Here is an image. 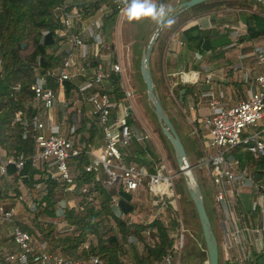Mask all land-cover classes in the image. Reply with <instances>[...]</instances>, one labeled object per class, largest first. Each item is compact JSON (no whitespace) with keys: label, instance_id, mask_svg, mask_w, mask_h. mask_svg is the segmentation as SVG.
Masks as SVG:
<instances>
[{"label":"built area","instance_id":"built-area-1","mask_svg":"<svg viewBox=\"0 0 264 264\" xmlns=\"http://www.w3.org/2000/svg\"><path fill=\"white\" fill-rule=\"evenodd\" d=\"M116 10L114 33L122 12L118 5ZM108 14L109 9L105 5L85 18L81 17L79 7L75 5L60 8L61 28L56 31V35L61 39L59 43L64 55L57 66L43 74L34 69L35 80L29 85L32 92L30 104L37 111L30 119H23L22 134L24 136L30 126V164L49 173L50 178L63 184L65 190H71L73 173L69 168L70 162L81 153L74 139L79 110L76 111L75 124L68 127V135L62 134L60 126L52 124L49 116L45 119L40 117L41 112H48L55 104L58 97L55 86L62 88L64 81H70L74 88L70 90L72 95L69 100L90 104L91 115L101 134L98 146L84 150L87 163L83 165V170L92 173L93 179L101 181L105 187H113L116 191L122 190L130 195L144 186L153 210L151 219H154L159 211L165 210L175 201V174L169 171L161 156L151 172L134 162L121 164L124 158L122 149L125 146L132 140L140 141L150 137L144 127L136 125L138 118L133 110L134 94L122 81L123 68L119 58L117 56L111 60L107 51L110 44L105 41L104 23ZM250 54L257 72L249 82L246 97L227 105L218 101L210 92L203 94L207 98V113L202 117V125L207 128L210 136L207 144L214 146L215 152L204 153L203 158L194 163V168L198 164L203 165L210 184L212 205L218 214L217 248L222 260L234 264H248L249 252L260 254L264 250V186L256 182L246 167H241L239 159L230 152L233 147L239 146L253 157H264V41L252 44ZM112 74L118 76L120 97L108 92L113 88L110 84ZM196 74L194 71L180 72L179 78L189 82ZM49 79L54 87L48 86ZM17 119L18 116L14 115L13 121ZM191 120L198 122L193 113ZM7 164L20 169L23 159L5 156L0 148V176L6 175ZM7 178L11 179V176ZM40 186L41 183L35 184V188ZM116 202L117 195L112 197V208L120 218L125 217L117 209ZM26 207L32 211L36 203L29 199ZM64 207L65 204L60 200L55 210V219L60 220ZM13 213V209L6 210L0 204V227L8 224V237L12 244L7 247L4 241H0V258L6 264L99 263L95 257L88 260L70 259L59 252L49 251L46 241L37 240L12 221ZM176 231V240L162 257L163 264L178 262L184 232L181 223Z\"/></svg>","mask_w":264,"mask_h":264},{"label":"trees","instance_id":"trees-1","mask_svg":"<svg viewBox=\"0 0 264 264\" xmlns=\"http://www.w3.org/2000/svg\"><path fill=\"white\" fill-rule=\"evenodd\" d=\"M72 5L79 7L82 18L93 15L100 6L105 5L109 9V14L104 23V35L105 41L110 40V32H112L116 19L117 0H0V148L5 156L23 159L20 169L7 164L6 175L0 176V179L11 176L10 186L14 193L6 195L4 189L7 187H2L4 184L2 185L0 181V204L7 210L12 208L15 202H21L20 185L24 186L25 192L36 190L35 193L38 196L32 198V201L36 203L35 211L27 210L26 203L21 202L26 215H13L12 221L37 240L46 241L49 251L59 252L70 259L88 260L90 257H95L99 260L96 264H163L162 257L170 250L174 241V238L169 235V230L176 229L181 223L187 231L183 233L185 235L178 252V263L207 264L198 220L181 175L176 176L173 182L175 193L178 196L177 202L175 201L176 207L172 208L169 205L165 209L169 215L167 226L161 222L159 216L142 223L128 222L126 215L129 212L125 213V217H119L112 208V197L117 195V191L113 187H105L101 181H95L92 173L83 170V165L87 163V157L83 152L88 148L86 143L90 141L96 129L95 120L91 121L87 128L89 137L85 138L80 133L86 129L84 124L87 118L85 116H80V126L74 131L78 136L77 142L80 144L81 153L72 160L73 185L71 190H65L64 185L50 178L49 173L30 164L28 157L32 152V130L30 126L27 127L23 136L22 121L34 116L37 109L30 104L32 92L29 85L35 80L34 69L43 74L61 62L64 54L59 43L61 39L56 35V31L61 28L60 8H69ZM228 8L235 11L237 19L238 15H245V31L236 40L251 43L264 38V6L255 0L200 2L181 12L165 28L171 29L176 21L181 19L185 21L189 16L193 18L201 15L215 17L216 13ZM199 31L197 24L180 29L181 42L188 52L202 53L200 48L202 37ZM160 34L157 41L160 39ZM154 58V56L149 58L151 76L152 69L154 71L156 68ZM192 67L198 68L196 64ZM47 82L48 86H52L50 79ZM110 84L113 88L108 92H112L115 97H120L121 90L116 74L110 76ZM73 86L70 81L63 82L65 97H68ZM180 90H183V93L182 100L179 102ZM188 93L193 94L190 84L179 81L174 84L172 94L174 103L179 108H183L184 96ZM14 115L18 116L16 121H13ZM67 119L70 123L74 122L71 109L67 113ZM156 129L159 137L168 143L159 127ZM230 152L239 159L240 166L246 167L254 180L264 186V157H253L239 146L233 147ZM197 160L198 158L195 162H198ZM141 165L147 171H153L151 161ZM36 183H41V186L35 188ZM72 195L77 200L71 204ZM207 196L210 198L209 208L215 228L213 233L218 241V214L212 205L211 193L209 192ZM4 198H7L9 202L5 203ZM60 199H64L67 203L60 218L64 222V227L57 230L55 223L59 219H54ZM117 209L122 212L119 208ZM169 213L172 215L170 216ZM145 232L148 233L146 236L152 239L151 242L146 241ZM128 236H134L140 242L141 252L137 251L133 243L126 242ZM0 240L3 241V239ZM123 256L127 257V262L123 260ZM247 263L264 264V250L260 254L249 252ZM0 264L6 263L0 258ZM217 264L234 263L222 260L218 250Z\"/></svg>","mask_w":264,"mask_h":264},{"label":"crops","instance_id":"crops-1","mask_svg":"<svg viewBox=\"0 0 264 264\" xmlns=\"http://www.w3.org/2000/svg\"><path fill=\"white\" fill-rule=\"evenodd\" d=\"M169 1L170 0H167L166 2H169ZM174 1L176 2L172 4V8L176 10L177 3L182 0H174ZM226 15L230 16L229 21L232 22L234 20L231 18L236 16L237 14L235 13L233 9L228 8V9H225L223 11L216 13L215 17H210L208 15L210 18L214 19V21H211V20L207 21L206 16L201 15L195 19V22L193 20V17L189 16L188 19L185 20L188 22V24L182 25V27L175 24L170 29V28H165L167 24H164L159 32V34L161 33L159 41H157V38H156L153 44V47L150 53V58H152L153 56L155 57L154 59H156L155 60L156 68H154V71L152 69V73H153L152 80L157 89L162 106H163V102L167 103V109L164 108V106L163 108L165 112L167 113L170 121L173 122L172 124H174L173 127L176 132H177L176 128L184 132L185 124L193 125L194 130H197V128L194 125H196L198 122L191 120V113H193L196 119L202 118L207 113V107H206L207 98L203 96L204 93L210 92L218 101L226 103L227 105H232L238 102L239 100L243 99L244 97H246L247 92L249 90V83L247 87V82L249 81V77H248L249 73L245 68L248 66V69L250 70V72H253V74L257 72L255 63L251 57L250 51H251V45L258 41H253L251 43H245V42L236 40L238 41L236 45L230 43L228 45H224L219 48H215V49L212 48L208 52H206L207 54H205V56H203L202 53L199 51L188 52L186 49H184L183 44L181 42V37H180L181 28L186 27L188 25L197 24L199 29L204 28V27L217 26L221 28V30H223L222 28L226 29L225 27L228 28L230 24V22L228 24V22L221 21V18L225 17ZM120 20H121V17L120 19H118V21L120 22ZM191 20H193V23ZM151 22L152 21L149 20L148 25ZM235 23H238L237 20H235ZM117 30H118V22L116 23V32L114 33L115 30H112V32H110L111 34L110 40L109 42L107 41V43L110 44L108 46L107 51L109 52V56L111 57V60H115L117 56L120 60V55L123 52V49H124V52L126 50H129V44H126V43L121 44L119 42L121 38V33L120 31H117ZM119 30H121V28ZM153 30L150 32H148V30H143L140 34L141 38L140 39L138 37L136 38L135 41L137 42V44L135 45V48L139 49L138 50L139 58H140L141 51L145 46L143 45L142 47H140L141 39L145 34H148L150 36ZM230 31H231L230 38L237 39V37L245 31V24H242L240 22L237 24L236 28L230 29ZM113 37L115 40H113ZM233 50L237 53L235 56L240 61L233 62V63L231 62L229 64V61H227V58L230 59L231 53L234 52ZM139 58H138V62H139ZM220 58H222V63L218 66H213L211 63L212 59H220ZM241 61H243L244 63ZM120 62L123 68L121 77L125 78L127 80V84L129 85L128 77H130V75L128 73L126 75V71L124 70L122 60H120ZM193 64H196L198 68H193L192 67ZM137 68H138V65H137ZM189 71L197 72V74L193 75L189 82H183L182 80H180L179 73L189 72ZM153 75L155 76L154 79H153ZM155 78H156V81H155ZM178 81L181 83L190 84L193 90V94L188 93L184 96V106L183 108H180V112L182 113V115H184V118H183L184 121L181 119V117H179L180 115L178 114V110L175 108L172 102L174 101L172 89H173L174 84ZM242 84L245 85L244 88L241 87ZM131 89L133 90V88ZM55 90L58 94V97L55 101L54 106L48 112H44V113L41 112L40 117L42 119H45L47 118L46 116H49L51 123L58 124L60 126L61 133L64 135H68L67 134L68 127L73 123L75 124L76 122L75 119L77 118L76 111L79 110V118L80 116H85L87 118L84 124L86 129L80 133H82V135L85 138L89 137L87 128L89 127L90 122L95 120L93 115H91V112H90L91 111L90 104L86 102H75L74 100H69L72 94L70 92L68 97H65L63 87L59 88L55 86ZM133 94H134L133 110L138 118L136 125L139 128L144 127L146 131L148 132L149 131L148 128H146V125L143 124L142 118L140 117V115H138L139 112L137 113V108L135 109L136 106L134 107V103H135L134 101L135 92L134 91H133ZM178 100H179V95H178ZM181 100H182V97H181ZM181 100H179V102ZM189 107H192V110H189ZM70 109L72 110V117L74 116L73 123L68 122V119H67V113ZM79 118H77L78 119L77 127L80 126ZM94 126L96 129L92 133L90 141L86 143L88 145L87 146L88 148L96 147L101 143V134L98 128L96 127L95 121H94ZM149 137L151 140L153 139V136L152 134L150 135V133H149ZM74 139L78 141V136L77 134H75V132H74ZM143 141L144 140L137 141L138 145L136 146L131 142L129 145L125 146L122 149V152L124 153V157H127L130 154L131 156L134 157V160L133 161L129 160V162H134L136 164L139 163L140 166H142L141 164L144 165V163H146L147 161L148 163L150 162L149 159L138 157L137 155L132 153V152H135V153L143 152V150L145 149V146L142 144ZM188 146H189V143H188ZM156 148L157 146L154 148L155 149L154 151L157 153L158 158H159L160 152L159 150H156ZM198 154H199L198 152L194 153L192 150L191 151L188 150V152L186 151L187 159L191 164L195 163L194 161L196 160ZM151 162H152L153 167L158 164V163L153 162L152 160ZM19 189L21 191V195L25 193V188L23 185H20ZM138 190H141V189H138ZM138 190L136 191L134 195L133 194L131 195V198L136 197ZM60 200H62L63 203L66 204V201H64V199H60ZM11 209H13L14 215L15 214L19 215L17 214L18 212L14 211L16 209L15 205L12 206ZM130 215L132 216V214ZM127 216L128 214L126 215V217ZM131 221H134V220H131ZM5 226L9 228L8 224L3 225L4 231L5 229L9 230ZM6 237H8V234L6 235ZM6 242L9 243V246L12 245L10 243L9 237Z\"/></svg>","mask_w":264,"mask_h":264},{"label":"rangeland","instance_id":"rangeland-1","mask_svg":"<svg viewBox=\"0 0 264 264\" xmlns=\"http://www.w3.org/2000/svg\"><path fill=\"white\" fill-rule=\"evenodd\" d=\"M166 1L167 0H165L164 3L169 4L171 6H172V4H174V2H176L174 0H170L169 2H166ZM203 16H206L207 21L212 20V18H210L208 15H203ZM196 18L197 17L193 18L194 22H195ZM229 19H230V16L226 15L225 17L221 18V21L228 22V24H229V22H230ZM231 19H233L234 21L230 22V24L228 26L229 31H230V29L236 28L237 24L240 23L236 16L232 17ZM193 20H191L192 23H193ZM235 20H237L238 23H235ZM148 23H149V20H141L139 22H129L124 17L122 12H121V20H120V22L118 21V30L117 31H120V33H121V38H120L119 42L121 44H123V43L129 44V50H126L124 52V49H123V52L120 55V60H122L124 70L126 71V75H127V73L130 75V77H128L129 85L127 84V80L123 77H122V81L128 89L132 90L131 88H133L132 91L135 92L134 107L136 106L135 109L137 108V113L139 112L138 115H140V117L142 118L143 124L146 125V128H148V130H149L148 132L150 133V135L152 134V136H153L152 140L149 138L148 140L145 139L143 141L142 144L145 146V149L143 150V152H141V153L132 152V153H134L138 157H141V158L143 157L145 159H149L150 161L152 160L155 163H158L160 161L159 159L161 156L163 158V160L165 161V163L167 164L169 171L173 172L175 174V176L173 177V182H174L175 177L180 175V174L177 173L178 169H177V166L174 162L172 150H171L169 144L165 143L158 135V132L156 129V127H158V124H157L155 118L153 117L151 110L148 108V105H147L146 100H145L143 85L140 82L139 77H138L137 65H138V58H139V52H138L139 49L135 48V45L137 44V42L135 40L137 37L139 39L141 38L140 34L143 30H148V32H150L154 29L155 23L151 22L149 25H148ZM175 24L178 26H182V25H187L188 22L181 19V20L176 21ZM120 28H121V30H119ZM112 30H115V28ZM148 36H149L148 34H145L142 37L140 47L145 45ZM113 40H115L114 37H113ZM257 41H264V38L258 39ZM230 43L236 45L238 43V41H236L235 38H232ZM205 54H207V53L202 51V55L205 56ZM236 54L237 53L234 51L231 53L230 59L227 58V61H229V64L231 62L233 63V62L240 61L239 59L236 58V56H235ZM241 62H243V61H241ZM211 63L213 66H218L222 63V58L212 59ZM245 69L249 73L248 74L249 81L247 82V87H248V83L252 81L254 74H253V72H250V70L248 69V66ZM154 77L155 76L153 75V79H154ZM155 81H156V78H155ZM241 87L244 88L245 85L242 84ZM72 99H74V97ZM172 102H173V105L175 106V108L178 110V114L180 115L179 117H181V119L183 120L184 115H182V113L180 112V108L174 103V101H172ZM163 106H164V108L167 109V103L166 102H163ZM171 123H173V122H171ZM172 125L174 126V124H172ZM194 126L197 128V130H194L193 125H189V124H185L184 132L178 130V128H176V130H177L178 137H179V139H180V141L184 147L185 153H186V151L188 152V150H190V151L192 150L194 153L198 152L199 154L197 156V158H198L197 161L199 162V160L203 158L204 153L213 154L215 152V147L207 144L208 138H210V136H209L207 128H205L202 125V118H198V123ZM156 139H157V141H156ZM188 143H189V146H188ZM156 146H157L156 150H159V152H160L159 158H158L157 153L154 151L155 150L154 148ZM124 158L121 161L122 165H127L129 160H131V161L134 160V157L131 156V154L129 156H127L128 160L124 159ZM198 162H195V163H198ZM66 163L69 165V161L66 160ZM70 164H72V162H70ZM137 164L140 165L139 163H137ZM71 167H72V165H71ZM71 167H69L70 170H71ZM194 173H195V176L197 178L201 193L203 194V201H204L205 209L208 213V217L210 220L212 230H213V232H215V228H214L213 221H212V214H211L210 208H209L210 198H208V196H207L208 193L210 192L209 191L210 184L206 178V173H205L203 165L198 164L194 168ZM0 181H1L2 185L4 184L2 187H7L6 189H4V190H6V195H8V196L13 195L14 193L11 190V186H10L12 184V180L9 178H2V179H0ZM139 189H141V190H138L136 197H132L129 201L130 204L133 206V209L131 208V210L128 213V216H127L128 222H137V223H140V222L142 223V222H147V221L149 222L152 218L151 213L153 212V210L151 208V205L149 206V204H151V203L147 197L146 189L144 186L139 187ZM35 192H36V190H34L32 192H25L24 194H22L20 197V199L22 198L21 202L27 203L29 201V199L32 200L33 197H37L38 195H36L37 193H35ZM72 197L70 198L71 204L77 200V198H75L74 195H72ZM177 200H178V196L176 195L175 201L177 202ZM3 201L5 203L9 202L7 198H4ZM175 201L172 202L173 204L171 203V206H173L172 208L176 207ZM21 202H15L14 203V205L16 207V209L14 211L18 212L17 214H19L21 216H23V215L25 216L26 212L23 209ZM28 208H27V210H29ZM177 208H178V205H177ZM32 211H35V209ZM172 211H170V212L172 213ZM171 213H169L170 216L172 215ZM130 214H132V216ZM166 214H167L166 210H161V211H159V213L157 215V217L159 216V219L161 220V222L165 226L168 225V221H169V215L168 214L166 215ZM131 220H134V221H131ZM55 225H56V229L60 230L64 227V222L61 221V219H60L59 221H57L55 223ZM189 228H191V227L189 226ZM1 230H3V231H1ZM185 231H187L186 228H184V232ZM7 234H8V230L5 229V231H4V227L1 226L0 227V238L3 239V241L5 242V245L7 247H9V243L6 242L8 240V237H6ZM144 234H145L146 241L151 242L152 239L150 237L146 236L148 233L145 232ZM176 234H177V231L175 228H172L169 230V235L174 238V241L176 240V236H175ZM126 242L133 243L135 245L137 251L141 252V249H142L141 244L139 241H137L135 239L134 236H128ZM123 260L125 262H127V257L123 256ZM187 264H190V262H188Z\"/></svg>","mask_w":264,"mask_h":264},{"label":"water","instance_id":"water-1","mask_svg":"<svg viewBox=\"0 0 264 264\" xmlns=\"http://www.w3.org/2000/svg\"><path fill=\"white\" fill-rule=\"evenodd\" d=\"M207 0H182L177 3V9L175 10V15L183 12L188 9L190 6L204 2ZM263 4L264 0H255ZM238 20L242 24H245L246 19L245 15H238ZM211 21H214L212 19ZM155 28L151 35L149 36L144 48L141 51L139 62H138V73L143 85L145 100L148 105V108L151 110L153 117L155 118L159 130L163 137L167 140L173 154L174 162L177 166V173L181 175L183 184L186 190V193L192 202V205L195 210V214L198 220L200 227L206 257L207 264H217L218 261V249L217 241L215 239L209 218L204 207V202L202 198V193L197 181V178L194 173V164H191L186 156L184 147L178 137L177 132L175 131L167 113L165 112L157 89L152 80L150 67H149V58L150 53L153 47V44L163 27V25L156 24ZM223 30H229L227 27ZM221 28L217 26H210L200 28L199 34L202 37L200 48L204 52H208L212 48H219L224 45H228L231 42L230 33L231 31H220ZM23 45V44H21ZM178 58V56H177ZM183 90L179 91V100H181ZM132 143L136 146L138 145L136 140H132ZM131 195L125 191H117V206L122 211V213H127L131 210L132 206L129 203Z\"/></svg>","mask_w":264,"mask_h":264},{"label":"clouds","instance_id":"clouds-1","mask_svg":"<svg viewBox=\"0 0 264 264\" xmlns=\"http://www.w3.org/2000/svg\"><path fill=\"white\" fill-rule=\"evenodd\" d=\"M117 4L129 22L150 20L156 24L170 25L175 15L172 6L162 0H117Z\"/></svg>","mask_w":264,"mask_h":264},{"label":"flooded vegetation","instance_id":"flooded-vegetation-1","mask_svg":"<svg viewBox=\"0 0 264 264\" xmlns=\"http://www.w3.org/2000/svg\"><path fill=\"white\" fill-rule=\"evenodd\" d=\"M246 23V22H245ZM220 31H229V30H220Z\"/></svg>","mask_w":264,"mask_h":264}]
</instances>
